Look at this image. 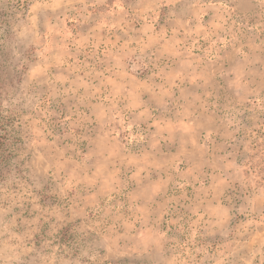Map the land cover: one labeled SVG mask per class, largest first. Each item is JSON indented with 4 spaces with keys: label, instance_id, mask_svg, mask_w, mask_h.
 <instances>
[{
    "label": "rangeland",
    "instance_id": "rangeland-1",
    "mask_svg": "<svg viewBox=\"0 0 264 264\" xmlns=\"http://www.w3.org/2000/svg\"><path fill=\"white\" fill-rule=\"evenodd\" d=\"M0 19V264H264V0Z\"/></svg>",
    "mask_w": 264,
    "mask_h": 264
},
{
    "label": "trees",
    "instance_id": "trees-1",
    "mask_svg": "<svg viewBox=\"0 0 264 264\" xmlns=\"http://www.w3.org/2000/svg\"><path fill=\"white\" fill-rule=\"evenodd\" d=\"M6 21L4 19H0V30L2 33H0V38L4 39L6 37L7 30L5 29Z\"/></svg>",
    "mask_w": 264,
    "mask_h": 264
}]
</instances>
